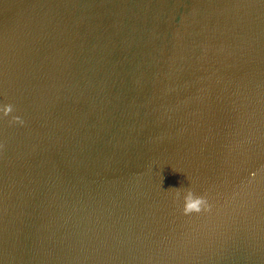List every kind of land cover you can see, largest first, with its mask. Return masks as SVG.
Instances as JSON below:
<instances>
[{
  "label": "water",
  "instance_id": "obj_1",
  "mask_svg": "<svg viewBox=\"0 0 264 264\" xmlns=\"http://www.w3.org/2000/svg\"><path fill=\"white\" fill-rule=\"evenodd\" d=\"M0 264H264V0H0Z\"/></svg>",
  "mask_w": 264,
  "mask_h": 264
},
{
  "label": "clouds",
  "instance_id": "obj_2",
  "mask_svg": "<svg viewBox=\"0 0 264 264\" xmlns=\"http://www.w3.org/2000/svg\"><path fill=\"white\" fill-rule=\"evenodd\" d=\"M174 200H181L183 204V211L188 214L191 211H200V206L203 205L205 210L208 208L207 200L204 197L194 196L191 189H189L185 195L181 196L179 192L171 193Z\"/></svg>",
  "mask_w": 264,
  "mask_h": 264
}]
</instances>
